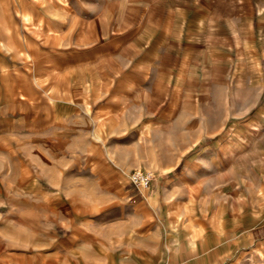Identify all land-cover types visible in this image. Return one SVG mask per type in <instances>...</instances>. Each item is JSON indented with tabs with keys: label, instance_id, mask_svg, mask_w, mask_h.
Wrapping results in <instances>:
<instances>
[{
	"label": "rangeland",
	"instance_id": "rangeland-1",
	"mask_svg": "<svg viewBox=\"0 0 264 264\" xmlns=\"http://www.w3.org/2000/svg\"><path fill=\"white\" fill-rule=\"evenodd\" d=\"M144 2L0 0L35 9L34 21L10 14V25L35 40L37 61L35 93L22 82V53L5 79L14 93L0 100V264H132L107 236L122 208L145 216L163 243L173 227V253L150 263L159 255L154 264H264L263 54L253 85L249 72L238 78L208 66L156 89L129 39ZM120 27L131 37L112 41ZM41 48L52 57L65 49L67 65L39 61ZM86 75L104 93H83ZM49 97L72 112L56 117ZM132 168L152 171L155 191L165 183L153 204L148 190L126 185Z\"/></svg>",
	"mask_w": 264,
	"mask_h": 264
},
{
	"label": "crops",
	"instance_id": "crops-1",
	"mask_svg": "<svg viewBox=\"0 0 264 264\" xmlns=\"http://www.w3.org/2000/svg\"><path fill=\"white\" fill-rule=\"evenodd\" d=\"M17 1L19 3V0ZM145 1L146 5L140 17L139 30L134 37H131L132 31L129 28L120 27L118 29L122 32L112 36V41L115 38L117 41L126 40L127 38H124L127 37L126 33L128 37H131L129 38L130 41H133L137 53L140 54L137 69L142 77L151 79L156 89L164 84L163 79L165 77L185 76L181 72L186 70L193 75L196 69L208 66L214 71H223L225 76H229L230 68V76L238 78L246 76V73L249 72L248 76L251 78L249 84L253 85L254 78L260 72L261 54H263L264 60V49L259 48L264 44L262 40L264 39V23L261 22L264 17L259 19V15L264 14V0H262V4H260L261 0H248L250 4L246 7L244 0H226L230 2L229 6H221L223 0H216L215 2L187 0V6L180 5V0H167V5L164 0ZM201 1L204 5L197 4ZM254 2L256 3L253 4ZM245 9L248 11L246 15ZM35 13L34 8L25 11L21 5L9 6L4 4L0 6L1 101L9 100L10 95L14 93V86L7 85L5 79L12 76L11 70H14L12 68L15 67V62L20 60L19 57L22 53L26 54L24 61L28 63L27 73L26 71L22 72V82L25 83L24 79H27V92L31 95L35 93L36 42L28 35L27 37L22 35L21 38L19 26L10 25L11 15H17L20 19L21 14L23 22V19L34 21ZM251 13H255L259 20L254 21ZM108 38L109 35L106 40ZM106 42L103 43L104 46L108 44ZM43 50V48L39 49V51ZM64 51L61 49L63 53L52 57L51 51L45 50L42 53L47 54H42L43 59L39 61H58L63 66L67 65V53ZM127 54H130V51L125 52V57ZM32 67H34L33 70ZM114 72L117 73V70L114 69ZM120 74L122 76L126 72L123 70ZM86 77L88 84L86 88L83 87L86 89L83 93H88L93 99L100 93H104L103 87L93 75H86ZM32 78L34 80L30 84ZM252 91L258 94L255 88ZM49 100L54 102L56 117H64L72 112V108L66 103L57 101L52 97H49ZM164 185L165 183L161 184L159 189L164 188ZM158 190L147 192L149 195V198L147 197L149 199L148 205L155 202ZM121 210L123 212L115 221L109 220L111 223L108 225L107 236L112 239L111 244H115L120 249L119 252L126 253L131 257L132 264H149L150 261H146V259L151 255L173 253L175 245L178 244L176 235L172 231L173 227L168 229L171 233L168 232L166 235L172 234L174 236H167L163 243V235L158 230L148 229V224L142 223L145 216L142 218L141 215L127 208ZM97 225V228H92L94 236H97L95 232L100 229V224L97 223ZM94 227L96 226L94 225ZM196 236L192 234L191 237ZM186 241L193 244L191 239ZM180 242L182 241L180 240ZM158 256L150 264H154Z\"/></svg>",
	"mask_w": 264,
	"mask_h": 264
},
{
	"label": "built area",
	"instance_id": "built-area-1",
	"mask_svg": "<svg viewBox=\"0 0 264 264\" xmlns=\"http://www.w3.org/2000/svg\"><path fill=\"white\" fill-rule=\"evenodd\" d=\"M156 179V175L147 169H132L127 175L126 185L139 193H144Z\"/></svg>",
	"mask_w": 264,
	"mask_h": 264
},
{
	"label": "bare ground",
	"instance_id": "bare-ground-1",
	"mask_svg": "<svg viewBox=\"0 0 264 264\" xmlns=\"http://www.w3.org/2000/svg\"><path fill=\"white\" fill-rule=\"evenodd\" d=\"M156 182V181H155ZM153 183L149 188H148V191L150 192V191H155V189L157 188V185H156V183Z\"/></svg>",
	"mask_w": 264,
	"mask_h": 264
}]
</instances>
